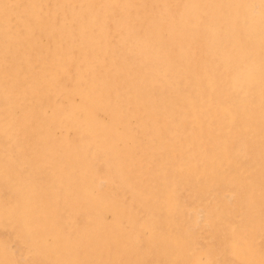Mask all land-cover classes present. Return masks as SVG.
I'll return each instance as SVG.
<instances>
[{
  "label": "rangeland",
  "instance_id": "1",
  "mask_svg": "<svg viewBox=\"0 0 264 264\" xmlns=\"http://www.w3.org/2000/svg\"><path fill=\"white\" fill-rule=\"evenodd\" d=\"M40 1L4 0L13 9L29 4L33 16L56 7L57 25L67 15L73 19L71 13L80 7L78 0L65 6V0ZM155 1L141 0L128 8L135 28L126 33L124 44L118 45L112 33L117 10L113 17L100 11L96 17L110 29L107 42L89 40L97 28H89L84 15V37L74 40L71 32L70 48L60 52L62 62L72 64L88 55L114 67L111 78L107 76L111 82L105 83L113 82V87L105 85L110 94L104 99L95 95L104 108L91 105L93 121L103 123L98 131L77 109L75 120L61 113L71 103L58 94L59 84L52 80L60 68L58 56L54 62L40 46L31 50L23 45L20 51L0 47V264H264V125L263 113L253 103L255 89L264 87V68L257 71L264 49L246 44V34L231 48L228 30L231 24L253 22L260 38L264 1L236 0L243 1L234 6L236 20L223 16L225 0ZM134 15L147 18L138 23L142 18ZM36 20L39 36L50 22ZM11 22L17 25L14 16ZM73 22L67 30L76 29ZM2 31L0 22V37ZM50 31L41 36L42 45L53 41ZM190 40L191 45L186 43ZM122 55L128 59L121 60ZM81 101L76 95L73 103ZM224 104L229 109H222ZM180 113L187 117L181 119ZM160 118L177 123L183 135L161 129ZM198 148L193 163L185 149ZM245 241L261 258L244 256Z\"/></svg>",
  "mask_w": 264,
  "mask_h": 264
},
{
  "label": "bare ground",
  "instance_id": "2",
  "mask_svg": "<svg viewBox=\"0 0 264 264\" xmlns=\"http://www.w3.org/2000/svg\"><path fill=\"white\" fill-rule=\"evenodd\" d=\"M30 1H32V0H30ZM39 1V0H38ZM42 1V0H41ZM41 1H40V3H41ZM58 1V0H57ZM141 0H102V1H96V0H78V2L80 3L79 4V8H78V10L74 13V11H73V13H71L70 15H71V18L73 17V19H69V17H63V18H61V19H59V25H57L56 23H55V19L54 18H56V12H57V9H56V7H54L53 9L52 8H50L49 10H50V12H48L47 13V11H46V15H43V14H41L42 16H37V15H34L33 16V14H32V12L30 11L31 10V7H30V5L28 4V5H26V6H23V7H18V9H13V7L11 8V7H8L6 4H5V2H4V0H0V22L3 24V31H2V34H1V37H0V47L4 50V51H7L8 49H14V51H20L21 50V47L24 45V46H26V45H28L29 47H31L32 49L31 50H35L37 47L38 48H40V47H43V48H41V50L45 53V55L46 56H48L50 59H52L54 62H57V60L59 59L60 60V62H57L58 63V66L60 67L59 68V70L58 69H56V71H54V73L52 74V76H53V78H52V80L53 81H55V82H57L59 85H58V94H62V95H64V97H66L67 99H68V101H69V103H71V104H69L70 106L69 107H67L66 109L65 108H63V109H61L62 111H61V113L66 117V118H69V120H75V115H74V113L75 112H77V113H79V112H81V115L80 116H82L83 115V117L81 118V119H83V121H86V123L89 125V127L94 131V130H97L98 131V129H99V127H100V125L101 124H103V123H101L100 125H99V123H97V122H99V121H93V119H92V115H91V109L93 108V107H91V105H95V109H96V106L98 107V109H102V107H103V103L104 102H102V103H96L97 101H99L98 100V98L95 96V95H99L100 96V98L101 99H104V98H106L105 96H108L110 93H108V90H106L105 89V87H107L108 85L107 84H105L106 83V81H109V80H112V79H109V80H107V76H108V78H111V77H109V76H111L112 74V72L114 71V67H113V65L112 64H108L107 62H103L104 64H106L105 66H103V68L101 69V66L100 65H102L103 63H102V59H104V58H102V59H100L101 60V62H100V60H94L93 58H91V57H89L88 55H83L82 57H81V59H78V60H75L74 62H72V64L70 63V62H67V61H65V62H62V60L63 59H61L60 57H59V55H60V52L61 51H63V50H65V49H67V51H68V49L70 48L69 46H68V43L67 42H70L69 40H71V39H69L70 38V33L71 32H73L72 34H71V36H72V38L74 39V40H76V36H77V39H80L81 38V35L82 34H80V28H82V26L80 25V23L82 24L85 20H86V22L85 23H87V24H89V25H87L89 28H90V26L91 27H94V29H95V27L97 28V35H94V34H92L93 36L90 38V37H88L89 38V40L92 42H94L95 40L97 41L98 39H101V40H104V39H107L109 36H107V34H110V33H108L109 31H110V29H109V31L107 32V27H103L102 26V22H101V20H99L97 17H96V13L99 15V13H100V11H101V13L103 14V15H108V16H111V17H113L114 16V13H115V11L117 10V14H116V16L115 17H113L112 18V24H113V31H112V33L113 34H115L114 36H117V42H118V45H122V44H124V41H126L127 40V36H126V33L128 32V31H131V29L134 27H132V24H133V19L134 18H132V20L130 19V14H132V11L130 10V9H128L130 6H132L133 7V5L135 4L136 6H138V2H140ZM148 1V0H147ZM151 1V0H150ZM157 1V0H156ZM155 1V2H156ZM165 1V0H164ZM171 1V0H170ZM173 1V0H172ZM181 1V0H180ZM180 1L178 2V3H180ZM184 1H186V0H184ZM202 1V0H201ZM203 1H206V0H203ZM216 1V0H215ZM252 1V0H251ZM255 1V0H254ZM259 1V0H258ZM264 1V0H263ZM61 2V1H60ZM65 2L66 3H61L63 6H65V5H69L68 3H73L74 2V0H65ZM96 2H98L99 3V6H100V9H98L97 8V4H96ZM154 2V1H153ZM158 2V1H157ZM168 2V1H167ZM183 2V1H182ZM199 2H200V0H199ZM217 2V1H216ZM220 2H222L221 0H220ZM219 2V3H220ZM239 3H242L243 1H238ZM236 0H225V4H224V6H225V8L222 6V5H220L221 7H223L224 8V10H225V12L222 10V8H221V10L223 11V16L224 17H226V18H231V19H235L236 20V18L238 17V13L239 12H234V6L236 5V3H238ZM249 1H247V3H248ZM48 3H49V0H48ZM53 3V2H52ZM134 3V4H133ZM144 3V2H143ZM152 3V2H151ZM172 3V2H171ZM197 3V2H196ZM212 3V2H211ZM219 3H218V5H219ZM224 3V2H223ZM253 3V2H252ZM251 3V4H252ZM255 3H257V2H255ZM254 3V4H255ZM76 4H77V2H76ZM148 4V3H147ZM156 4H158V3H156ZM177 4V3H176ZM214 4H215V2H214ZM214 4H212V5H214ZM44 5V3L42 2V5L41 6H43ZM48 5V4H47ZM62 5H59V6H62ZM146 5V4H145ZM144 5V6H145ZM150 5V4H149ZM173 5V4H172ZM200 5H201V3H200ZM239 5V4H238ZM238 5L236 6L237 8H238ZM245 5H246V3H245ZM244 5V6H245ZM22 6V5H21ZM58 6V7H59ZM140 6V5H139ZM144 6H142V7H144ZM151 6V5H150ZM160 6V5H159ZM159 6H158V8H159ZM169 6V5H168ZM180 6V5H179ZM182 6V5H181ZM241 7H242V5H240ZM264 6V5H263ZM141 7V6H140ZM139 7V8H140ZM141 7V8H142ZM148 7V6H147ZM146 7V8H147ZM154 7H156V6H154ZM153 7V9L155 10V8ZM172 7V6H171ZM201 7V6H200ZM204 7V6H203ZM202 7V8H203ZM213 7H215V6H213ZM235 7V8H236ZM95 8H97V9H95ZM138 8V9H139ZM140 8V9H141ZM145 7H144V9H146ZM161 8V7H160ZM169 8V7H168ZM204 8H206V7H204ZM220 8V7H219ZM246 8L248 9L249 8V6H247L246 5ZM126 9V11L124 12V10ZM139 9V10H140ZM148 9V8H147ZM153 9H152V13H153ZM164 9V8H163ZM170 9V8H169ZM169 9H168V11H169ZM172 9V8H171ZM216 9V8H215ZM239 9H241V8H239ZM245 8H243V10H244ZM252 9V8H251ZM257 9V8H256ZM135 10H137V9H135ZM134 10V11H135ZM139 10H137V11H139ZM143 10V9H142ZM150 10H151V8H150ZM149 10V11H150ZM157 10V9H156ZM160 10V9H159ZM175 10V9H174ZM180 10V9H179ZM199 10V9H198ZM198 10H196V11H198ZM172 11V10H171ZM176 11V10H175ZM207 11H209V9H207ZM70 12V11H69ZM146 12H148V10L146 11ZM145 11H144V13H146ZM151 12V11H150ZM149 12V13H150ZM178 12V11H177ZM202 12H205V10H203ZM217 12H219V11H217ZM254 12V11H253ZM95 13V14H94ZM139 13V12H138ZM138 13H137V15H138ZM143 13V14H144ZM172 13H174L173 11H172ZM176 13V12H175ZM206 13V12H205ZM222 13V12H221ZM240 13H241V10H240ZM133 14H135V13H133ZM151 14V13H150ZM169 14V13H168ZM177 14V13H176ZM176 14H174V17H175V15ZM209 14V13H208ZM242 14V13H241ZM240 14V15H241ZM28 16V21H26L25 22V20H23V19H25V16ZM69 15V16H70ZM84 15H86V17H88L87 19H85L84 20V18H83V16ZM119 15V16H118ZM122 15H125V16H122ZM136 15V14H135ZM135 15H134V17H135ZM139 15H140V13H139ZM173 15V14H172ZM200 15H201V13H200ZM211 15V14H210ZM12 16H14L15 17V20H16V23L15 24H17V25H14L12 22H11V17ZM100 16V15H99ZM117 16H118V18H117ZM131 16H133V15H131ZM145 16V15H144ZM143 16V17H144ZM154 16H157V14L156 15H154ZM161 16V15H160ZM243 16V15H242ZM241 16V17H242ZM256 16V15H255ZM85 17V16H84ZM85 17V18H86ZM107 17V16H106ZM136 17H138V16H136ZM135 17V18H136ZM140 18H142L141 16H139ZM138 17V18H139ZM146 17V16H145ZM144 17V18H145ZM166 17V16H165ZM177 17V16H176ZM188 17V16H187ZM190 17H192V16H190ZM207 17H208V15H207ZM33 18V19H32ZM97 18V19H96ZM104 18V17H103ZM144 18H142V19H140V20H138L137 22L138 23H142L143 22V19ZM147 18V17H146ZM148 18H149V16H148ZM197 18V16H194V19H196ZM199 18V17H198ZM197 18V19H198ZM201 18V17H200ZM206 18V17H205ZM213 18V17H212ZM219 18V17H218ZM244 18V17H243ZM36 19H38V20H49V24L48 25H46L47 26V29H48V31H46V30H44V31H46V32H41L40 33V35L39 36H36V33H35V26H34V21L36 20ZM67 19V20H66ZM102 19V18H101ZM168 19H169V17H168ZM207 19V18H206ZM211 19V18H210ZM240 19V18H239ZM239 19H237V21L238 22H240V20ZM107 20V19H106ZM116 20V21H115ZM147 20V19H146ZM37 21V20H36ZM52 21H54V23H55V25H53L52 23ZM70 21L71 22H73V21H75V22H73V23H75V26H77L76 27V32H74V31H71V30H67V27H68V24L70 23ZM103 21V20H102ZM105 21V20H104ZM115 21V22H114ZM182 21V20H181ZM199 21V20H198ZM242 21V20H241ZM106 22V21H105ZM104 22V23H105ZM149 22V21H148ZM148 22H146V23H148ZM188 22V21H187ZM203 22H204V20H203ZM209 22V21H208ZM213 22V21H212ZM261 22V21H260ZM37 23V22H36ZM35 23V24H36ZM40 22H38V24H39ZM103 23V24H104ZM134 23H136V22H134ZM144 23H145V21H144ZM143 23V24H144ZM150 23V22H149ZM210 23V22H209ZM242 23V22H241ZM143 24H141L142 26H143ZM189 24V23H188ZM193 24H197V23H193ZM200 24V23H199ZM206 24V23H205ZM221 24V23H220ZM37 25V24H36ZM70 25V24H69ZM83 25V24H82ZM85 25V24H84ZM105 25H107V23H105ZM104 25V26H105ZM110 25V24H109ZM136 25V24H135ZM201 25V24H200ZM214 25V24H213ZM213 25H212V27H213ZM238 25V24H237ZM236 24H231V26H229L228 27V30L231 32V37H230V35H229V37L231 38V42H232V44L234 43H237V42H239L240 41V38H239V36L240 35H242V34H246V39L244 38V42L246 41V44H248L249 46L250 45H253V47L254 46H256V48H262V49H264V34L263 35H261L260 36V38H259V32H258V30L259 29H257L254 25H253V22L251 23V24H242L241 26H237ZM87 26H85V29H86V27ZM136 26H138V25H136ZM190 26V25H189ZM72 27V26H71ZM151 27V26H150ZM191 27V26H190ZM194 27V26H193ZM192 27V28H193ZM196 27V26H195ZM219 27V26H218ZM217 27V28H218ZM70 28V27H69ZM73 28H75V27H73ZM72 28V29H73ZM135 28V27H134ZM146 28V27H145ZM197 28V27H196ZM203 28V27H202ZM208 28V27H207ZM216 28V29H217ZM51 31H50V30ZM93 29V28H92ZM138 29H140L139 28V26H138ZM195 29V28H194ZM206 29V28H205ZM227 29V28H226ZM225 29V30H226ZM87 30H88V28H87ZM112 30V29H111ZM192 30V29H191ZM191 30H189V31H191ZM197 30V29H196ZM198 30H200L199 28H198ZM203 30V29H202ZM209 29H207V31H208ZM52 32V33H54L55 34V37H52V38H54L53 39V41L52 42H50V43H48V44H46L45 45V43L42 45L41 44V42L43 41H41V36L42 35H45L46 33H48V32ZM136 31V30H135ZM139 31V30H138ZM193 31V30H192ZM205 31V30H204ZM209 31H211V30H209ZM264 31V30H263ZM140 32H142V31H140ZM217 32V31H216ZM227 32V31H226ZM82 33H84V31L82 32ZM131 33H133V32H131ZM189 33V32H188ZM86 34V33H85ZM84 34V35H85ZM90 34V33H89ZM134 34H137V33H134ZM143 34V33H142ZM195 34H198V33H196L195 32ZM194 34V32H193V35L194 36H196ZM201 34H202V31H201ZM206 34V36L207 37H204L205 39L206 38H208V34H207V32L205 33ZM262 34V33H261ZM49 35H50V33H49ZM52 35V34H51ZM137 35H139V34H137ZM203 35H204V33H203ZM202 35V36H203ZM213 34H211V36H212ZM226 35V34H225ZM90 36V35H89ZM198 36V35H197ZM216 35H214V37H215ZM227 36V35H226ZM226 36L224 37V39L226 38ZM245 36V35H244ZM244 36H242V37H244ZM64 37V39L62 40L61 38H63ZM82 37H84L83 35H82ZM141 37H143V35L141 36ZM177 37H179V36H177ZM181 37V36H180ZM228 37V36H227ZM46 38H48V37H46ZM66 38V39H65ZM193 38V37H192ZM191 38V39H192ZM199 38H202V37H199L198 36V39ZM44 39V38H43ZM49 39H51L50 37L47 39V40H49ZM83 39V38H82ZM87 39V38H86ZM112 39V38H111ZM130 39V38H129ZM143 39V38H142ZM190 39V38H189ZM195 39V38H194ZM203 39V38H202ZM202 39H201V41H202ZM204 39V40H205ZM211 38H209V40H210ZM220 39V38H219ZM226 39H228V38H226ZM100 40V41H101ZM110 40V39H109ZM132 40V39H131ZM135 40V39H134ZM215 40V39H214ZM249 40V41H248ZM55 41V42H54ZM86 41V40H85ZM105 42H107L106 40H104ZM111 41V40H110ZM113 41V40H112ZM115 41V42H116ZM150 41V40H149ZM192 40H190L189 42H186V43H188V44H190L191 45V42ZM199 41V40H198ZM224 41V40H223ZM227 41V40H226ZM242 41V42H243ZM48 42V41H47ZM75 42V41H74ZM134 42V41H133ZM144 42V40L142 41V43ZM147 42V41H146ZM145 42V43H146ZM205 42V41H204ZM220 42V41H219ZM229 42V45H231L230 44V41H228ZM78 43V42H77ZM99 44H100V42H98ZM113 43V42H112ZM132 42H129V43H127V44H130V45H132L133 46V44H131ZM137 42H135V44H136ZM145 43H144V45H145ZM208 43V42H207ZM218 43V42H217ZM222 43H224V42H222ZM221 43V44H222ZM115 44V43H114ZM126 44V43H125ZM173 44V43H172ZM187 44V45H188ZM194 44H196V43H194ZM205 44V43H204ZM209 44H210V41H209ZM215 44V43H214ZM220 44V45H221ZM234 44L231 46V48L234 46ZM239 44V43H238ZM245 44V45H246ZM77 45V44H76ZM79 45V44H78ZM81 45V44H80ZM79 45V46H80ZM83 45V44H82ZM106 45H110V44H105V45H103V46H106ZM116 45V44H115ZM118 45L117 46H115V48L116 47H118ZM139 45V44H138ZM144 45H142L143 47H144ZM206 46H207V44H205ZM204 45V46H205ZM40 46V47H39ZM101 46V45H100ZM141 46V47H142ZM186 46V45H185ZM185 46L184 47H182L181 48V50L182 51H184L185 50ZM192 46H193V43H192ZM197 48H198V44H196L195 45ZM213 46H215V45H213ZM109 47V46H108ZM123 47H125V49H126V47L127 46H123ZM129 47V46H128ZM146 47H147V45H146ZM146 47H144V48H146ZM157 47V46H156ZM187 47V46H186ZM196 47H194V49L196 48ZM200 47V46H199ZM210 46H208V48H209ZM81 48H82V46H81ZM81 48H78L79 50H81ZM89 48V47H88ZM113 48H114V46H113ZM131 48H133V47H131ZM168 48V47H167ZM177 48V47H176ZM207 48V47H206ZM206 48H204V50L206 49ZM211 49H212V47H210ZM214 48V47H213ZM216 48H217V46H216ZM215 48V49H216ZM241 48V47H240ZM30 49V48H29ZM136 49V48H135ZM142 49V48H141ZM153 50H154V48H152ZM169 49V48H168ZM200 49H202V48H200ZM75 50V49H74ZM99 50V49H98ZM106 49H104V51H105ZM119 50V49H118ZM129 50V49H128ZM145 50V49H144ZM144 50H142V52L144 51ZM156 50H158V49H156ZM204 50H202L203 52H204ZM219 50V49H218ZM224 50V49H223ZM231 50V49H230ZM234 50H236L235 48H234ZM233 50V51H234ZM100 51V50H99ZM103 51V52H104ZM113 51V50H112ZM115 51V50H114ZM165 51V50H164ZM191 52H193L192 50H190ZM198 51V50H197ZM215 51V50H214ZM220 51H222V48L220 49ZM89 52V51H88ZM111 52V51H110ZM121 52V54H122V51H120ZM123 52H124V49H123ZM147 52V51H146ZM199 52H201V51H199ZM226 52H227V49H226ZM237 52V51H236ZM81 53V52H80ZM100 53V52H99ZM99 53H97V57H98V54ZM106 53V52H105ZM128 53V52H127ZM130 53V52H129ZM128 53V54H129ZM132 53V52H131ZM153 53H154V51H153ZM153 53H151L150 52V54L151 55H153L154 56V54ZM156 53V52H155ZM157 53H159V52H157ZM181 53H184V52H181ZM195 53V52H194ZM194 53H193V55H194ZM196 53H198V52H196ZM206 53V51L204 52V54ZM213 53V52H212ZM222 53V52H221ZM220 53V54H221ZM224 53V52H223ZM223 53H222V55H223ZM230 53V52H229ZM228 53V54H229ZM233 53V52H232ZM94 54H96V52L94 53ZM142 54H145V51H144V53H142ZM160 54H161V52H160ZM159 54V55H160ZM172 54V53H171ZM170 54V55H171ZM173 54H176V53H173ZM208 54V53H207ZM217 54V53H216ZM215 54V55H216ZM219 54V55H220ZM80 55V54H79ZM111 55H112V53H111ZM149 55V54H148ZM158 54H156V56H157ZM57 56H58V59H57ZM61 56V55H60ZM117 56V55H116ZM115 56V57H116ZM123 56V58L121 59V60H123L124 59V57H126L125 55H122ZM121 56V57H122ZM137 56V55H136ZM150 56V55H149ZM172 56V55H171ZM191 56V55H190ZM200 56V55H199ZM217 56H218V54H217ZM119 57V56H118ZM120 57V58H121ZM131 57L133 58V55H131ZM141 57H142V55H141ZM141 57H139V60H140V58ZM173 57H174V55H173ZM201 57V56H200ZM205 57H206V54H205ZM204 57V58H205ZM216 57V56H215ZM222 57V56H221ZM79 58V57H78ZM100 58V57H99ZM110 58V57H109ZM112 58V57H111ZM111 58L110 59H106V60H110V61H112L111 60ZM119 58V59H120ZM127 58V57H126ZM145 58H146V56H145ZM147 58H149V57H147ZM197 58H199V57H196V59ZM223 58V57H222ZM229 58V57H228ZM227 58V59H228ZM96 59H98V58H96ZM113 59V58H112ZM128 59V58H127ZM141 59H144V58H141ZM149 59H152V57L151 58H149ZM193 59V58H192ZM191 59V60H192ZM206 59H207V57H206ZM211 59H213V57L211 58ZM227 59H226V62H227ZM138 60V59H137ZM145 60H148V59H145ZM194 60V59H193ZM199 60V59H198ZM221 60V59H220ZM225 60V59H224ZM259 60H260V67L259 68H257V71L259 70V72L261 71V73L263 72V68H264V53H262L260 56H259ZM148 61H150V60H148ZM152 61H153V59H152ZM163 61V60H162ZM166 61H168V60H166ZM196 61V60H195ZM216 61V60H215ZM217 61H218V59H217ZM13 62H15V61H13ZM102 63V64H100V63ZM109 62V61H108ZM119 62H121V61H119ZM119 62H117L118 64H120ZM125 62V61H124ZM131 62V64L133 63L132 61H130ZM154 62V61H153ZM169 62V61H168ZM225 62V63H226ZM81 63H83L84 64V68H82L81 67ZM143 63H145L144 62V60H143ZM150 63V62H149ZM149 63H148V65H149ZM152 63V62H151ZM159 63V62H158ZM162 63V62H161ZM192 63H194V62H192ZM192 63H191V65H192ZM224 62H223V65L225 64ZM230 63V61H228V64ZM115 64V63H114ZM126 64V63H125ZM139 64H140V62H139ZM154 64V63H153ZM160 64V63H159ZM158 64V65H159ZM167 64V63H166ZM133 65V64H132ZM136 66H139L138 65V63L137 64H135ZM193 65H195V63L193 64ZM198 65H201V64H198ZM218 65V64H217ZM225 65H227V63L225 64ZM118 66V65H117ZM117 66H115V67H117ZM122 66H124V65H122ZM134 66V65H133ZM135 66V67H136ZM141 66H144V65H141L140 64V67ZM147 66V65H146ZM151 66V65H150ZM164 66V65H163ZM222 66V65H221ZM230 66V65H229ZM129 66H127V68H128ZM159 67V66H158ZM170 67V66H169ZM203 67V66H202ZM120 68V67H119ZM124 68V67H123ZM130 68V67H129ZM166 68H168V67H166ZM223 68V67H222ZM146 69V68H145ZM149 69H151L150 67L147 69V70H149ZM156 69H158L157 67H156ZM182 69V68H181ZM220 69V68H219ZM229 69V68H228ZM116 70H117V68H116ZM120 70V69H119ZM143 70H144V68H143ZM147 70H146V72H147ZM169 70V69H168ZM167 69H166V71H168ZM226 70H227V67H226ZM132 71V70H131ZM163 72L165 71V69L164 70H162ZM116 72V71H115ZM111 74V75H108V74ZM132 73H134V72H132ZM149 73V72H148ZM162 73V72H161ZM160 73V74H161ZM165 73V72H164ZM131 74V73H130ZM129 74V75H130ZM136 74V73H135ZM170 75V74H169ZM198 75H199V73H198ZM113 76H114V74H113ZM132 76V75H131ZM135 76V75H134ZM157 76V75H156ZM168 76V75H167ZM85 77H87L86 79H84ZM118 77V76H117ZM133 77V76H132ZM137 77V76H136ZM171 77V76H170ZM178 77V76H177ZM253 77V76H252ZM114 79V78H113ZM117 79V78H116ZM141 79H142V77H141ZM156 79V78H155ZM154 79V80H155ZM134 80V79H133ZM140 80V79H139ZM144 80V79H143ZM151 80V79H150ZM68 81H70L72 84H70V85H67V83L66 82H68ZM137 81V80H136ZM229 81V80H228ZM111 81H109V83H110ZM142 82H144V81H142ZM152 82H153V80H152ZM158 82V81H157ZM115 83V82H114ZM138 83H140V82H138ZM169 84H171V83H169ZM174 84V83H173ZM105 85H107V86H105ZM111 86L113 85V82L110 84ZM109 85V86H110ZM136 85V83L134 84V86ZM142 85V84H141ZM175 85V84H174ZM108 86V87H109ZM134 86H133V88H134ZM154 86V85H153ZM113 87V86H112ZM135 87H137V86H135ZM142 87H143V85H142ZM141 87V88H142ZM146 87H147V84H146ZM154 87H156V86H154ZM159 86H157V88H158ZM171 87V86H170ZM178 87V86H177ZM140 88V89H141ZM145 88V87H144ZM149 89H151V90H153L152 88H150V87H148ZM112 89V88H111ZM110 89V90H111ZM139 89V88H138ZM138 89H137V92H139L138 91ZM155 90H156V88H154ZM162 89V88H161ZM109 90V91H110ZM144 90V89H143ZM149 91V90H148ZM157 91V90H156ZM155 91V93H157ZM134 92V91H133ZM163 92V91H162ZM98 93V94H97ZM142 93V92H141ZM149 93H150V91H149ZM154 93V94H155ZM139 94H140V92H139ZM76 95H80V96H82V101H81V103L79 104V105H75L74 103H73V101H74V98H75V96ZM134 95V94H133ZM138 95V94H137ZM160 95H161V93H160ZM182 95V94H181ZM135 96V95H134ZM154 96V95H153ZM152 97V96H151ZM157 97V96H156ZM163 99V98H162ZM215 99V98H214ZM239 99V98H238ZM253 103L256 105V107L263 113V116H262V121H263V125H264V87L263 86H260L259 88H256L255 89V93H254V95H253ZM96 101V102H95ZM145 101V100H144ZM148 101H150V100H148ZM170 101V100H169ZM146 102V101H145ZM165 102V101H164ZM144 103V102H143ZM214 103V102H213ZM152 104H154L153 102H152ZM225 106H222V109H224V108H227V104H224ZM61 106H62V102H61ZM60 106V107H61ZM152 106V105H151ZM154 106V105H153ZM152 106V107H153ZM149 107V106H148ZM104 108V107H103ZM158 108V107H157ZM163 108V107H162ZM58 109V108H57ZM79 111H77V110ZM107 109V108H106ZM108 109H110V108H108ZM146 109V108H145ZM218 109V108H217ZM222 109L221 110H219L218 111V113H220L221 111H222ZM227 109H229V108H227ZM75 111V112H74ZM97 111V110H96ZM115 111V110H114ZM148 112H150V111H148ZM177 112V111H176ZM110 113H111V111H110ZM114 113V112H113ZM115 113H116V111H115ZM194 113V112H193ZM197 113V112H196ZM195 113V114H196ZM146 114H147V112H146ZM151 114V113H150ZM152 114H153V112H152ZM157 114H158V112H157ZM110 115V114H109ZM163 115V114H162ZM161 115V116H162ZM234 115V114H233ZM160 116V117H161ZM184 117H187V114L186 113H180V118L181 119H183ZM193 117H198V116H196V115H194ZM112 118H114V116L112 117ZM116 118V117H115ZM80 120V119H79ZM111 120H113V119H111ZM110 120V121H111ZM161 118H160V121H159V125H160V128L161 129H163V130H165V131H168L170 134H173V135H175L176 133H179V134H181V135H183V132L180 130V128L178 127V124L177 123H164V122H161ZM142 124V123H141ZM109 125H110V123H109ZM112 127H113V125H112ZM263 127V126H262ZM102 128V127H101ZM106 129V128H105ZM103 130V129H102ZM97 134H98V132H97ZM192 142V141H191ZM190 144V143H189ZM186 145V144H185ZM190 145H192V144H190ZM185 152H187V155H188V157H189V159H190V161H192L193 163H196L197 162V160H196V157L199 155V153L201 152V150L198 148L197 150H194V151H188V150H186L185 149ZM199 161V160H198ZM90 196L91 197H94V195L90 192ZM95 198H99L98 196H96ZM42 209H40V211H41ZM25 225H28V222L27 221H25ZM240 237V236H239ZM242 237V236H241ZM238 238V237H237ZM239 240V239H238ZM52 241V240H51ZM237 243V242H236ZM247 243V244H246ZM242 245H243V250H244V256L245 257H247L248 259H258V258H261L260 256H259V254H258V252L254 249V248H250V245L248 244V242L247 241H245L244 243H241ZM249 245V246H248ZM240 246V245H239ZM241 248V249H242ZM241 252H243V251H241Z\"/></svg>",
  "mask_w": 264,
  "mask_h": 264
}]
</instances>
